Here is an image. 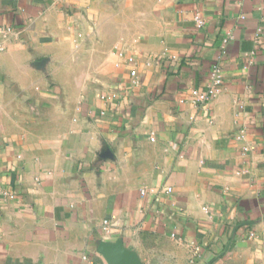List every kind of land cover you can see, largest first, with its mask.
<instances>
[{"label": "crops", "instance_id": "1", "mask_svg": "<svg viewBox=\"0 0 264 264\" xmlns=\"http://www.w3.org/2000/svg\"><path fill=\"white\" fill-rule=\"evenodd\" d=\"M102 241L264 264V0H0V264Z\"/></svg>", "mask_w": 264, "mask_h": 264}, {"label": "built area", "instance_id": "2", "mask_svg": "<svg viewBox=\"0 0 264 264\" xmlns=\"http://www.w3.org/2000/svg\"><path fill=\"white\" fill-rule=\"evenodd\" d=\"M193 21L196 27H202L205 24V20L199 12H196L193 17ZM230 34H227L222 40L221 54L225 52V46L230 39ZM210 82L203 91L194 92V101L199 104H204L212 100L220 91L222 85V73L218 62H214L210 68L209 74ZM103 114V112H102ZM172 189L167 188V192H171Z\"/></svg>", "mask_w": 264, "mask_h": 264}, {"label": "water", "instance_id": "3", "mask_svg": "<svg viewBox=\"0 0 264 264\" xmlns=\"http://www.w3.org/2000/svg\"><path fill=\"white\" fill-rule=\"evenodd\" d=\"M98 251L108 264H142L137 255L125 248L121 242L102 241L98 244Z\"/></svg>", "mask_w": 264, "mask_h": 264}]
</instances>
